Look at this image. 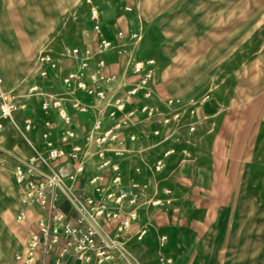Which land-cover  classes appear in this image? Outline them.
<instances>
[{
    "label": "rangeland",
    "instance_id": "374dc122",
    "mask_svg": "<svg viewBox=\"0 0 264 264\" xmlns=\"http://www.w3.org/2000/svg\"><path fill=\"white\" fill-rule=\"evenodd\" d=\"M93 8L112 48L90 69L104 59L117 80L104 86L120 97L151 69L143 85L150 94L138 90L113 115L83 93L87 109L75 110L68 95L77 128L62 144L61 118L50 113L46 126L37 102L20 99L32 98L27 79L40 52H52L59 75L77 65L73 46L98 49ZM138 61L141 74L133 70ZM0 74L2 88L29 108L34 129H20L25 107L0 130V264H23L17 256L38 222L53 217L15 179L16 167L37 157L45 175H63L84 217L54 186L63 214L57 224L93 223L112 245L102 261L90 251V264H264V0H0ZM97 121L114 127L115 137L92 133ZM8 125L33 149L29 157L1 136ZM44 131L62 149L58 160L44 163L47 148L32 147L46 142Z\"/></svg>",
    "mask_w": 264,
    "mask_h": 264
},
{
    "label": "built area",
    "instance_id": "2783aa9c",
    "mask_svg": "<svg viewBox=\"0 0 264 264\" xmlns=\"http://www.w3.org/2000/svg\"><path fill=\"white\" fill-rule=\"evenodd\" d=\"M130 9V8H129ZM92 17L94 19L93 30L97 33V45L98 49L92 52L90 49H81L79 46H73L69 50V56L76 59L77 65L70 67L61 74L62 84L66 87L67 92L73 97L71 98L72 106L75 110L86 111V105L78 98V94L83 93L86 96L92 97L95 100L103 104V108L111 107L110 114L113 115L115 111L124 112L126 99L135 94L138 90L143 89V95L148 96L150 92L148 89H144L143 85L149 78L152 77L153 72L150 69L144 74V77L140 82L125 91L124 97L116 96L114 93H110L104 84L112 83L116 80L115 74L105 73V61L102 58H98L97 67L90 69V61L97 54L105 52L112 48L111 41L107 40L101 35V28L97 21V10L92 9ZM118 37H123L124 34L120 30L117 32ZM132 37H139L138 33L132 34ZM151 63V62H148ZM35 75H37L44 83H33L28 88V94L30 96H36L39 100V107L44 115H48L54 111L64 122L65 127L61 131L60 139L62 144L69 143L75 136L76 131L70 127L71 117L67 112L63 102V96L60 93L51 91L46 82L53 72L59 71L60 66L58 61L50 51H42L36 57ZM134 72L141 74L144 70V62L138 61L134 66ZM125 83L121 80L117 82V86L121 87ZM26 107V104L17 101L16 96L6 92L2 88V76L0 74V130L4 126V122L12 120L14 114L18 110H22ZM46 126L50 125L48 119L44 120ZM32 121L30 118H25L23 125L20 126L22 133L28 132L31 129ZM114 127H109L105 130L101 127V122L97 121L94 123L92 133L102 134L101 139L110 136L115 137ZM42 136L46 140L45 146L47 148V156L43 157L42 161L47 163V158L51 160H58L62 156V149L56 146L51 140H48V132L44 131ZM76 154H73L75 156ZM38 158V157H37ZM34 158L33 161H36ZM31 162V161H30ZM82 166L78 168L81 171ZM35 168L31 166V163L27 165L19 164L15 169V179L19 184L25 187L26 198L30 201H36L42 206L47 205V213H52L53 217L44 218L38 222V228L32 235L29 243V249L26 253L19 254L17 257L22 258L23 264H65L63 257L68 254H74L79 260H83L90 256V251H95L96 257L99 261L105 258H109L110 254L108 248L112 245L108 243L104 235L93 223H87L83 229L76 223L70 221L64 222L61 225L57 224L58 220H61L63 214L58 207V194L53 191L54 186L59 187L65 197L73 204L75 208L76 218L83 214L77 208V199L68 190L63 187V175L61 173L54 174L52 176L45 175H33L39 177V179H33L28 174L30 171L35 172ZM45 178V180H43ZM72 178V177H71ZM95 179H92L94 181ZM119 197L118 199H120ZM86 203L90 206V210H94L93 199L90 197L86 198ZM97 215H105L109 218L116 219L117 212L110 211L103 213L102 210L96 213ZM130 214V217H133ZM82 219V218H81ZM84 219V217H83ZM129 224V218L123 220L117 227V230L126 228ZM101 242L99 245L96 244L97 239ZM123 249V247L120 245ZM55 253V259L51 263H47L45 259L52 253Z\"/></svg>",
    "mask_w": 264,
    "mask_h": 264
},
{
    "label": "crops",
    "instance_id": "0c3cea01",
    "mask_svg": "<svg viewBox=\"0 0 264 264\" xmlns=\"http://www.w3.org/2000/svg\"><path fill=\"white\" fill-rule=\"evenodd\" d=\"M63 72H61L62 74ZM61 74L57 75L55 74V72H53L51 74V76L49 77V80L45 81L48 88L51 90V91H54L56 93H60L62 94L63 96V102H64V105H66L67 101H69L70 99V96L68 95H71L67 92V89L66 87L62 84V81H61ZM33 83H39V84H42L44 83L37 75H35V72L34 74L30 77V79H27V86L29 88V86ZM59 90V91H58ZM79 95V94H78ZM77 95V96H78ZM73 96L71 95V98ZM79 97V96H78ZM30 97L28 98H21L20 101H24L25 103H29L30 104V101L34 100L37 102L38 104V108H39V111H40V114H42V117L45 119L48 118L49 114L50 113H55L54 111L50 112L47 116L44 115L39 107V100H38V97L36 96H32L31 99H29ZM80 98V97H79ZM27 109L23 110V111H20L22 113L21 117L19 118V123L20 125H23V121L25 118H29L27 116L28 114V111H29V108L26 107ZM18 118V117H17ZM7 121L4 122V125ZM72 123H73V126H74V129L77 128L76 124L74 123V121L72 120ZM64 128V127H63ZM31 134H34V129L31 128L30 131H29ZM37 135H40V132L37 133ZM1 136H8L10 138V140H12V142H14V144H16V146L24 153V157L27 158L30 156V154L32 153L33 149L30 147V145L28 143H26L22 138H20V135L19 133L15 130V128L12 126V125H8L6 128H5V131L2 133ZM34 147V149L36 150H44L45 151V143L43 144L42 141H40V143L36 144L35 146H32ZM41 160H42V157H40ZM31 161V160H30ZM31 166H33L36 170H35V174L36 175H42L43 173V164L41 165H37L35 164V161H31ZM43 219V218H42ZM55 253L53 252L50 256H48L45 261L47 263H51L53 262V260L55 259ZM90 257V256H89ZM88 258H85L83 259L82 261L79 260L77 258L76 255L74 254H71V253H68L66 254L64 257H63V261L65 264H90L91 262H89V260H87Z\"/></svg>",
    "mask_w": 264,
    "mask_h": 264
}]
</instances>
